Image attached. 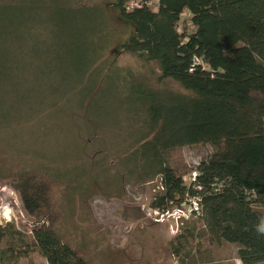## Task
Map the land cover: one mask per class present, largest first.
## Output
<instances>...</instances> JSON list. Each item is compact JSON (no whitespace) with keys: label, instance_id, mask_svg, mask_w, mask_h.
I'll use <instances>...</instances> for the list:
<instances>
[{"label":"trees","instance_id":"16d2710c","mask_svg":"<svg viewBox=\"0 0 264 264\" xmlns=\"http://www.w3.org/2000/svg\"><path fill=\"white\" fill-rule=\"evenodd\" d=\"M21 1L29 18L45 13L34 28L47 38V0ZM150 1L103 6L131 28L120 48L142 68L122 71L116 61H103L115 32L109 33L111 41L81 53L82 65L122 72L116 80L142 106L135 124L78 166L17 174L12 187L30 231L14 221L0 224V264H37L36 257L43 264H88L70 240L76 231L74 199L85 182L81 172H73L81 169L95 178L91 187L99 192L93 198H123L130 185L149 190L147 205L172 210L188 195L201 197L203 215L185 220L170 242L180 264L196 259L195 251L205 255L207 244L225 243L237 246L241 264L264 263V0H157L155 6ZM18 3L0 0V21L17 17ZM80 7L88 20L90 6ZM184 14L192 33L181 29ZM96 27L82 25L76 33L85 42L90 34L94 41L106 36L107 28ZM196 148L208 155L189 166L184 150ZM192 172L196 180L187 183ZM159 184L163 189L154 192ZM192 238L202 240L198 250Z\"/></svg>","mask_w":264,"mask_h":264},{"label":"rangeland","instance_id":"374dc122","mask_svg":"<svg viewBox=\"0 0 264 264\" xmlns=\"http://www.w3.org/2000/svg\"><path fill=\"white\" fill-rule=\"evenodd\" d=\"M111 1L47 0V38L34 28L45 19L42 18L45 13L42 12V17L29 18L28 12L23 13V7L27 9L28 5L20 0H17L18 8L21 5L17 17L14 14L10 20L0 21V196L14 193L15 209L8 202L3 206L13 211L10 220L22 230L30 231V228L26 225L29 221L20 196L12 187L17 174L29 168L55 170L78 166L81 158L96 154L101 147L109 149L110 144L130 131L142 110L139 101L131 97L130 88L116 80L122 72L82 65L86 63L81 56L82 48L104 45L111 36L109 33L115 32L117 38L107 46L103 61H116L122 71L142 68L139 61L121 51L120 44L129 36L131 28L122 24L111 8L104 10L103 6L108 7ZM144 2L132 0L131 3ZM149 4L155 6L157 0ZM81 5L90 6L88 20L84 19ZM11 11L15 12L13 9L7 12ZM21 20L25 24L19 25ZM82 25L107 28L108 33L95 41L96 35L91 38L92 34L88 33L85 42L76 33ZM3 29L9 33L5 34ZM181 29L193 32L188 14L183 15ZM207 155L203 148L184 150L185 163L189 166L197 165ZM75 171L73 174L81 172L80 180L85 181L74 199L77 223V208L85 204V200L79 202V199L86 196V203L91 202L99 190L91 187L95 178L86 169ZM103 173L100 171L98 177L102 178ZM189 175L185 176L187 183L191 181ZM125 190L133 209L142 210L149 202L147 188L140 190L129 185ZM56 197L60 198L59 194ZM90 208L92 211L93 207ZM90 208L85 204L89 213ZM29 218L35 220L32 216ZM75 237L74 232L70 239L74 244ZM200 241L192 238L191 247L198 250ZM205 249L206 257L195 251V260L202 262L208 256L210 260L206 264H236L239 259L235 244H207ZM34 259L37 264L44 263L41 257Z\"/></svg>","mask_w":264,"mask_h":264},{"label":"crops","instance_id":"0c3cea01","mask_svg":"<svg viewBox=\"0 0 264 264\" xmlns=\"http://www.w3.org/2000/svg\"><path fill=\"white\" fill-rule=\"evenodd\" d=\"M126 197L100 196L88 203L86 196L79 199L93 210L89 213L82 203L77 208L76 252L88 264H172L170 242L175 235L169 225L154 222L143 209H133ZM209 260L207 256L202 262L194 259L188 264Z\"/></svg>","mask_w":264,"mask_h":264},{"label":"built area","instance_id":"2783aa9c","mask_svg":"<svg viewBox=\"0 0 264 264\" xmlns=\"http://www.w3.org/2000/svg\"><path fill=\"white\" fill-rule=\"evenodd\" d=\"M130 5L131 7H133V3H130ZM189 177L191 180L190 182L195 181L197 177V173L192 172L189 175ZM159 189L161 190L163 189L162 185L160 184L154 189V192ZM3 192L5 193V191ZM13 196L11 195V193H8V195L4 194V197L0 196V210L1 209H3L4 211L7 210L6 213H2L0 211V224L11 221L10 219L13 211L9 212L8 210L10 208H7V206H3V204L5 202H8L11 208L12 207L14 208L15 206L14 204L16 203L15 202L16 200L15 197L13 198ZM143 210L146 212L148 217L151 218L154 222L167 223L173 235H177L181 232V228L185 220H188L190 218L201 217L203 215L202 198L199 196H189V195L183 206L179 208H175L172 210L170 209L161 210L145 204L143 205ZM172 264H180V258L176 255H173Z\"/></svg>","mask_w":264,"mask_h":264}]
</instances>
